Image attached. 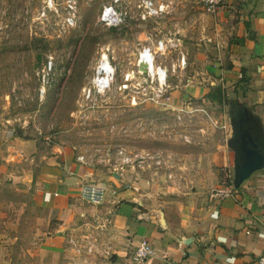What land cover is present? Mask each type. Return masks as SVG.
<instances>
[{
	"label": "crops",
	"instance_id": "0c3cea01",
	"mask_svg": "<svg viewBox=\"0 0 264 264\" xmlns=\"http://www.w3.org/2000/svg\"><path fill=\"white\" fill-rule=\"evenodd\" d=\"M194 11L204 23L195 17L181 36L174 34L179 49L166 54L168 68L177 69L181 55L187 61L186 70L172 74L190 77L169 84L171 109L179 113L191 109V100L211 102L207 96L216 89L225 94L243 77L264 74V0H224L214 15L204 6ZM48 146L0 131V188L8 183L30 191L29 209L39 210L45 222L38 230V219H30L28 248L39 249L14 254L9 248L23 247L15 238L5 242L3 233L5 205L11 209L14 201L0 196V264H139L135 254L145 241L155 252L146 264H258L264 255V170L236 188L233 198H210L220 186L213 169L235 161L231 148L219 145L190 185L162 170L121 175L80 162L69 146ZM86 186L103 191L101 204L84 198ZM38 235L44 237L40 245Z\"/></svg>",
	"mask_w": 264,
	"mask_h": 264
},
{
	"label": "rangeland",
	"instance_id": "374dc122",
	"mask_svg": "<svg viewBox=\"0 0 264 264\" xmlns=\"http://www.w3.org/2000/svg\"><path fill=\"white\" fill-rule=\"evenodd\" d=\"M45 1L0 0V131L12 139H37L50 149L69 146L85 163L118 173L122 172L116 157L119 150L162 153L178 181L192 185L198 169L211 165L219 145L229 148L236 107L248 108L264 127V74L240 79L225 92L224 104L191 100V109L179 113L167 107L166 98L159 99L155 86L139 73L144 47L159 40L181 41L174 34L181 36L196 18L204 23L200 12L194 11L203 7L202 0H157L170 8L162 18L150 21L140 19L137 0H133L131 19L121 28L100 22L112 0H77L79 24L65 31L60 18L65 13L64 0H54L58 17L50 15L48 21H41ZM104 54L116 73L110 88L101 92L94 82ZM49 61L53 69L42 95L43 70ZM158 62L172 65L167 55L159 56ZM170 76L173 86L190 77L183 81L178 73ZM226 167L234 168V161L213 169L219 183ZM161 172L168 175L165 169ZM1 188L0 196L14 201L11 209L5 205L9 218L3 225L4 240L15 238L17 246L23 247L9 251L24 256L29 249H39L28 248L34 226L30 219H38V230L45 225L39 210L29 209L30 191L22 193L8 183ZM43 238L37 236L38 245Z\"/></svg>",
	"mask_w": 264,
	"mask_h": 264
},
{
	"label": "built area",
	"instance_id": "2783aa9c",
	"mask_svg": "<svg viewBox=\"0 0 264 264\" xmlns=\"http://www.w3.org/2000/svg\"><path fill=\"white\" fill-rule=\"evenodd\" d=\"M133 0H112L103 9L100 16V22L108 28H121L127 24L131 19V5ZM224 0H202L203 6L209 14H216L222 5ZM137 9L139 10V17L142 21H150L157 18H162L168 13L170 5L164 1L157 0H137ZM64 15L62 18L61 31L67 29H73L78 26L80 17L78 16L77 0H64ZM60 10L54 0H46L45 5L39 12V20L48 21L50 15H59ZM58 17V16H57ZM179 48L178 40L164 41L159 40L156 43L144 47L140 53L139 66L140 74L147 78V81L151 82L155 86L154 90L158 91V98H166L163 102L167 107L171 108V96H169V79L171 73L179 70H186L187 61L185 56L181 55L180 64L176 69L175 66L171 68L164 67L159 64L158 57L165 56L170 50ZM104 63V64H103ZM53 69V62L45 66L43 70V90L42 95L46 93V86L49 84L46 82V78L50 75ZM116 70L114 69L109 56L104 54L100 67L97 72V78L94 82L99 91L104 92L111 86V81L115 77ZM182 117L178 116V120ZM116 157L120 161L118 167L120 174L122 175L127 169L135 170H163L168 172L169 179L175 177L174 172L170 166V161L164 158V154L150 152L148 150H142L138 152H129L127 150H119ZM79 161L85 163L84 158H79ZM118 170V169H117ZM224 174L221 178L219 188H216L210 195V198L219 202L226 201L233 198L236 192L235 187V167L224 168ZM118 173V172H117ZM84 198L92 204H101L103 200V191L94 187L86 186L84 188ZM264 239V234L260 235ZM155 252L148 242H143L137 249L135 254V261L139 264H146L151 258H153ZM258 264H264V255L258 260Z\"/></svg>",
	"mask_w": 264,
	"mask_h": 264
},
{
	"label": "water",
	"instance_id": "95a60500",
	"mask_svg": "<svg viewBox=\"0 0 264 264\" xmlns=\"http://www.w3.org/2000/svg\"><path fill=\"white\" fill-rule=\"evenodd\" d=\"M232 136L228 147L235 153V187L264 170V132L258 120L247 111L241 119H231Z\"/></svg>",
	"mask_w": 264,
	"mask_h": 264
},
{
	"label": "trees",
	"instance_id": "16d2710c",
	"mask_svg": "<svg viewBox=\"0 0 264 264\" xmlns=\"http://www.w3.org/2000/svg\"><path fill=\"white\" fill-rule=\"evenodd\" d=\"M224 92L220 89L210 93L207 98L211 101V102H220L221 104H224Z\"/></svg>",
	"mask_w": 264,
	"mask_h": 264
},
{
	"label": "flooded vegetation",
	"instance_id": "af4514ba",
	"mask_svg": "<svg viewBox=\"0 0 264 264\" xmlns=\"http://www.w3.org/2000/svg\"><path fill=\"white\" fill-rule=\"evenodd\" d=\"M243 113H244V110L243 109H236L233 118H235V119H237L239 121L241 119Z\"/></svg>",
	"mask_w": 264,
	"mask_h": 264
},
{
	"label": "bare ground",
	"instance_id": "6f19581e",
	"mask_svg": "<svg viewBox=\"0 0 264 264\" xmlns=\"http://www.w3.org/2000/svg\"><path fill=\"white\" fill-rule=\"evenodd\" d=\"M103 64H104V63H103ZM106 80H110V82H111V78H110V77H109V78H107V79H105V81H106Z\"/></svg>",
	"mask_w": 264,
	"mask_h": 264
}]
</instances>
